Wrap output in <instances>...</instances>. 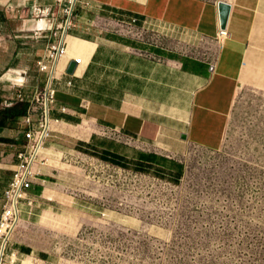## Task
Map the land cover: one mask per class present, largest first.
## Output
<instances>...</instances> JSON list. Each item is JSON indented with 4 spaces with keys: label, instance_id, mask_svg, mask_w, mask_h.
<instances>
[{
    "label": "crops",
    "instance_id": "0c3cea01",
    "mask_svg": "<svg viewBox=\"0 0 264 264\" xmlns=\"http://www.w3.org/2000/svg\"><path fill=\"white\" fill-rule=\"evenodd\" d=\"M219 1L232 4L226 35L220 30ZM90 2L89 11L99 9L107 27L101 37L87 40L94 46L83 47L81 57L74 55L73 43V38L83 39L81 30L77 25L68 30L67 54L59 62L53 82L54 114L61 119L58 130L68 139L75 136L79 140L74 150L92 156L111 153L172 172L182 166L178 158L192 147L218 150L240 88L264 91V0ZM53 7L52 0H0L2 186H10L18 168V154L26 145L25 111L36 90L45 84L42 76L47 77L37 68L34 51L44 48L46 41L41 37H48L49 32L54 37L65 21L61 10L58 19L52 17ZM153 36L200 46L204 55L173 52L153 44L148 39ZM77 58L83 64L74 74L67 73L68 65ZM61 106L67 109L63 111ZM36 180L39 182L33 183L43 185L48 178ZM2 186L0 190L5 188ZM25 195L27 202L22 207L26 212L35 202L40 203L35 197L47 201L57 197L49 188L39 195ZM42 204L45 209L40 218L55 214L54 206ZM3 264L45 261L29 248L19 247Z\"/></svg>",
    "mask_w": 264,
    "mask_h": 264
},
{
    "label": "rangeland",
    "instance_id": "374dc122",
    "mask_svg": "<svg viewBox=\"0 0 264 264\" xmlns=\"http://www.w3.org/2000/svg\"><path fill=\"white\" fill-rule=\"evenodd\" d=\"M89 10L81 4L74 13V26L86 39L73 38L75 56L81 57L83 47L93 48L87 40L101 37L107 27L99 9ZM56 33L41 37L46 42L35 49L36 61L64 31ZM148 39L173 52L204 55L200 46L161 36ZM42 79L45 84L37 90L47 85V77ZM31 103L38 105L35 99ZM59 125H52L37 158L38 175L25 191L39 195L49 188L57 197L32 196L40 203L27 212L22 207L27 201L19 200L21 219L3 261L14 248L27 247L45 264H264V91L241 87L223 145L190 148L178 158L182 166L175 172L111 153H81L74 150L79 140L64 137ZM39 177L48 180L33 183ZM2 187L0 229L12 203L6 195L10 186ZM43 202L55 207L47 208L55 214L45 219L40 218ZM3 239L0 232V247Z\"/></svg>",
    "mask_w": 264,
    "mask_h": 264
},
{
    "label": "built area",
    "instance_id": "2783aa9c",
    "mask_svg": "<svg viewBox=\"0 0 264 264\" xmlns=\"http://www.w3.org/2000/svg\"><path fill=\"white\" fill-rule=\"evenodd\" d=\"M52 1L54 2L52 17L58 19L60 10L65 15V21L62 25L64 34L62 35L60 41H54L48 46L45 56L38 61L39 70L47 74V85L41 90H36L34 99L38 102V105L31 103L26 115L24 116V122L28 126L25 132V150L19 152L18 154L20 164L15 171L10 189L6 192L9 201L13 202V196L18 191V204L20 199L25 198V191L31 188L32 179L37 175L33 169V164L37 161L39 156V148L44 147L46 140L51 134L52 125L61 121V119L54 114L57 104L56 89L53 86V82L57 79L56 73L59 62L67 54L65 36L67 35L68 30L74 26L73 17L76 8L81 4L87 7L91 5L89 2L85 3L84 0ZM75 61L78 65L83 64L82 58H77ZM71 83L72 81H69V84ZM61 109L65 111L67 108L65 106H61ZM29 203L31 204V202ZM11 205H9V207ZM7 211L8 210H6V212ZM4 223L5 221L2 223L1 228Z\"/></svg>",
    "mask_w": 264,
    "mask_h": 264
},
{
    "label": "bare ground",
    "instance_id": "6f19581e",
    "mask_svg": "<svg viewBox=\"0 0 264 264\" xmlns=\"http://www.w3.org/2000/svg\"><path fill=\"white\" fill-rule=\"evenodd\" d=\"M222 35H226V31L221 32ZM67 35L65 36V38ZM42 148H39V151L41 152ZM35 163L33 164V169H35ZM18 198H19V192L17 191L15 195L13 196V202L12 205L9 207L8 211L4 215V221L5 223L3 224L1 228V234L4 236L3 243L0 247V264L3 263V258L5 254V249L6 245L4 247V244L9 240L11 235L13 234L14 229L16 228L17 224L19 223L21 217H20V208L18 206ZM11 218V219H10Z\"/></svg>",
    "mask_w": 264,
    "mask_h": 264
},
{
    "label": "water",
    "instance_id": "95a60500",
    "mask_svg": "<svg viewBox=\"0 0 264 264\" xmlns=\"http://www.w3.org/2000/svg\"><path fill=\"white\" fill-rule=\"evenodd\" d=\"M217 5H218V11H219L220 30L227 31L230 16H231V11H232V4L226 1H219ZM77 66L78 64L76 61H71L67 67V73L74 74L77 69ZM5 245H6V242L4 244V247Z\"/></svg>",
    "mask_w": 264,
    "mask_h": 264
},
{
    "label": "trees",
    "instance_id": "16d2710c",
    "mask_svg": "<svg viewBox=\"0 0 264 264\" xmlns=\"http://www.w3.org/2000/svg\"><path fill=\"white\" fill-rule=\"evenodd\" d=\"M26 112H27V111H25V113H26ZM7 113H9V116L14 117V116L10 115V111H9V110L7 111ZM80 150H82V149H80ZM82 151H85V150H82ZM85 152H87V151H85ZM147 160H150V159H147Z\"/></svg>",
    "mask_w": 264,
    "mask_h": 264
}]
</instances>
